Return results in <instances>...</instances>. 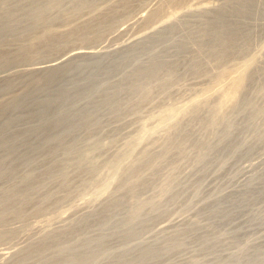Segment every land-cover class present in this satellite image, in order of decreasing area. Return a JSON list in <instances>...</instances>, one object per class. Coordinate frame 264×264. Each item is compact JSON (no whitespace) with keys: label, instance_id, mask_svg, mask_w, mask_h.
Wrapping results in <instances>:
<instances>
[{"label":"rangeland","instance_id":"obj_1","mask_svg":"<svg viewBox=\"0 0 264 264\" xmlns=\"http://www.w3.org/2000/svg\"><path fill=\"white\" fill-rule=\"evenodd\" d=\"M32 1L0 0V17L3 18L4 15H11V13L12 16L15 15L12 17L13 23L11 22L10 25H0V90H2L0 95L2 96L6 91L2 100L4 102L6 96V99H10L25 88L31 89V87L37 86L35 79H41L43 76L15 73L21 69L38 67L43 64L42 62L45 61L44 63H46L47 60L56 59L75 47L79 50L84 47V51H106L103 50L102 46L104 45L106 46L104 49H119L155 30V27H160L174 18V20L181 19V16L188 10L213 9V7L215 9L216 6L218 9L231 0H175L174 4H170L171 7L164 8L165 10L158 17V21L150 22L151 25H148L150 24L148 22L146 25L144 23L137 24L138 26L134 25L135 21L130 18H136L137 14L145 12L147 8L156 3V0H53L57 2L53 10L49 13H43V15L40 13V18L32 21L33 24L27 22L29 25H24L23 16L26 17L28 10H30L27 7H32L33 3H40L35 0ZM48 1L52 2V0ZM250 1L253 4L250 13L246 15L242 13L240 16L238 14L241 11L236 13L239 9H234L237 14V16L233 14L234 17L244 25L238 24L236 18L232 17L231 12L234 13V10H227L225 7L226 10L223 11L227 13L224 14V17L223 13L225 12H222V9L225 8L222 6V9L217 10V13L220 11L219 15L214 11V16L211 13L206 16V18H210L211 15V18L207 19L210 20V23L207 21L209 24L213 18H219L213 22L215 24L219 22L217 25L220 26L212 27L214 24L212 22V25L207 24L209 28L205 30L206 23L203 20L201 23L205 26L202 24L200 26L198 23L199 28L196 26L197 29H195L196 22L192 23L194 26L191 22L188 23L189 25L183 22L186 24L184 25L181 22L182 19L175 24V31L172 32L173 28L170 30L172 33L166 32V36L163 34L165 37L160 35L159 38L162 40L158 39L157 43L142 49L137 56L128 61L122 62L118 58L116 62L108 64V66H84L66 76L58 77L54 82L52 81L51 89L47 95L55 97L63 89L82 92L81 98H71L65 105L55 107L48 104L45 106L49 107L45 108L41 106V98L39 99L37 96L31 98L28 97L29 95L24 96V99H21L22 102L19 100L18 106L12 104L11 99L9 102H5L7 104H4L5 106L0 104L3 106H0L1 108L5 107L4 112L2 109L0 111L3 114H0V126L10 116L13 117L10 120L14 121V126L10 121L11 129L8 128V130L0 133V161H5L3 164L2 161L0 162V165L3 166V175L0 176V234L2 231L6 233L10 231L9 236L7 235L6 238L1 239L2 241L0 240V255L5 252L2 246L5 249L9 247L10 250L13 247L14 251L27 247L29 239L34 236L35 232H39L37 227L47 224L45 220L53 219L54 215H56L54 217L60 216L64 211H67L66 208L69 210L64 215L68 218L62 216L60 223L67 224L76 219L82 213L81 211L89 205L87 203L89 198L94 197L93 194L98 189L100 190V187L109 179L116 177L119 179L120 172L126 170L125 168L131 164V158H137L144 150H151L152 158L155 162L158 161V166L155 169L147 166L143 171L146 179L141 185L143 198L154 197L170 181H172V190L176 193L181 192L182 195L169 207L168 212L163 213L165 215L160 214L161 217L153 218L149 222L148 228L142 235V245L156 244L160 246L167 244L166 240L170 236H166V233L160 232V230L173 224H183L187 219L200 221L201 226L195 235L185 233L184 237L180 236L179 240L182 246L179 249L164 252L155 262L144 264H192L194 260V264L199 261H202V264H264V0ZM29 4L31 5L29 6ZM10 5H13L17 12L12 9L13 6L10 8ZM142 5L144 6L143 9H139ZM2 6L8 12L3 10ZM8 6L10 11L13 10L12 12L9 11ZM130 14L133 17L129 16ZM226 15H230L231 18L229 16L228 19ZM222 17L225 18V22H229L232 26H228V23L223 25L224 21L222 20L224 18L222 19ZM17 21L23 24H18ZM109 23L112 28L109 27ZM235 23L237 24L233 25ZM117 24L122 25V27L125 26L123 28L128 27V29L132 26L131 29L133 30H125L121 27L122 31ZM115 25L118 26V29ZM191 25L193 28L190 27ZM223 26L225 30L221 31ZM218 27L221 30H218ZM214 29L217 30L215 31L216 34ZM209 30L220 37L217 40V42L219 41L218 44L216 43L219 48L220 46L222 48L228 46L225 51L221 48L224 52L220 51L221 54L223 53L220 58H215L212 51L210 53V50H217L218 48L213 49L216 45L214 44L215 35L211 34L213 35L212 38L206 36ZM113 32L115 36L111 35L114 34ZM199 36L207 38L200 40L202 38L199 39ZM232 37L235 41L232 40ZM221 38L223 43L220 42ZM180 41L185 43H181V45ZM177 42V47L176 45L174 47L173 45ZM224 42L225 44L229 42V44L223 45ZM243 42H249V44L244 43L246 44L244 46ZM242 44L244 51L232 52V50L239 49L237 47ZM229 45L234 48L230 50ZM86 46L89 48L87 49ZM93 46H96L97 49H94ZM154 62H157L159 66L156 70V76L159 77L151 82L153 83L152 86L149 87L151 84L149 83L147 86L132 87L131 83L135 80L133 76L139 66ZM246 68L247 71L252 72L254 70L253 74L250 72L252 75L247 76L249 79L247 80V87L244 89L246 90L245 97L250 98L247 103L249 105H246V112L242 113L238 119L236 115L234 116L236 120L233 116L230 118L236 121H233L234 124L231 123L232 127L235 126L234 129L232 128L233 131L235 130L234 133L231 131L233 134L236 133L233 135L236 137H232L229 130L231 127L225 128L227 123H225L226 126H224L225 124L219 126V124V129H216H226L223 132L229 136L231 134V140L223 132H221L222 134L219 132L221 135L217 132L213 135L211 131L205 130L202 125H204L206 117L204 114L206 115V113L203 112H200L201 117L200 114H197L199 116L192 115L194 116L192 117L190 115L189 118L187 117L189 120L183 119L180 128L183 127L185 130L179 128L180 131L176 132L175 129H165L184 109L199 99L202 100L205 96L211 95L214 91H218V89L223 93L225 91L223 98L228 99L231 96V89L232 92L234 89L229 82L238 77L240 73L245 72ZM12 74L14 75L12 76ZM10 75L11 78H9ZM6 77L8 78L6 79ZM144 80L149 79H141V82L143 83ZM39 83L37 90L44 86L42 82ZM4 89L6 90L4 91ZM230 103L227 104L228 108ZM87 105L102 106L96 115L95 124L89 126L78 123L80 127L75 135H73L74 133L70 136L67 135V137L64 135L66 138L62 136L63 134H59L60 137L57 136L58 138L53 134L54 130L51 129L50 122L54 123L56 119L62 118L66 114H68L67 116L76 115L80 109H87ZM39 108L40 111L35 112ZM69 108H73L72 112H69ZM59 110L61 115L64 114L63 116L59 114ZM248 111L250 116L246 119L245 113ZM14 117L15 120L17 117L20 118L19 120L21 118L23 120L17 119L16 124ZM178 135L180 136L178 137ZM215 135H219V137ZM140 136L141 139H139ZM213 136L215 137L213 138ZM128 141L131 142V145ZM233 142H236L235 147L231 146ZM205 144L206 149H204L205 146L200 147ZM89 150H93L92 156L99 163H114L112 167L105 168L103 173L94 181H92L93 175L87 166L78 167L74 164L79 154ZM201 155L203 159L199 160ZM29 157L35 162L30 166H21V158L23 160V158ZM17 159L19 160L17 161ZM11 160H13L12 163ZM63 163H71L65 174L59 172V167ZM10 167H12L11 170ZM26 173L31 178L29 183L30 200L7 197L8 187ZM247 188L249 190H246ZM236 189L246 192L242 197L239 196V192L236 194L237 196L234 194L235 196L224 198L221 201L223 203L220 202L221 204L217 208L214 207L215 204H210L212 206L205 208L204 211L197 210L195 212L197 216L193 214L192 218L187 217L183 212L188 202L186 200L192 198L191 194L194 191L198 194L193 197L190 205L192 203L193 206H200L204 201L210 203L208 200H216L217 196ZM85 196L89 197L86 198ZM84 197L88 200L86 201ZM105 199L106 195L99 201ZM75 205L84 208L74 209L75 207L72 206ZM68 206H71L74 211ZM211 207H214L213 211ZM215 208L221 209L220 212L224 209L223 212L225 211V213L218 212L216 214L218 210L215 211ZM201 211L206 212L207 215ZM74 212L76 213L74 214ZM122 212L126 215L125 211ZM122 212H120L121 215H123ZM228 214L232 215L229 216ZM194 216L197 217V220ZM37 222L39 225L36 224ZM213 222H215L214 225ZM53 223L52 221L51 228ZM55 224L57 225L56 222ZM98 226V222L97 226L89 224L80 237L93 236L97 233L96 227ZM187 226L186 224L181 229H186ZM171 230L167 232H171ZM119 233L121 232H118V236L115 234L116 237L112 235L108 239L110 244L108 242L107 244L112 249L115 248L116 241L120 238ZM217 237L221 241L216 248L213 250L207 247L211 243L214 244ZM39 245L41 246V244ZM38 247L37 250L35 248L30 264L40 261L39 264H41L44 257L48 255V252L38 250ZM13 249L12 252L7 249L6 255L9 252L13 253ZM138 250L139 247L133 249L132 252L136 254ZM232 255L234 257L228 261ZM0 264H14L12 255L3 259Z\"/></svg>","mask_w":264,"mask_h":264},{"label":"bare ground","instance_id":"obj_2","mask_svg":"<svg viewBox=\"0 0 264 264\" xmlns=\"http://www.w3.org/2000/svg\"><path fill=\"white\" fill-rule=\"evenodd\" d=\"M35 1L40 2V3H35V4L33 3L32 7H27L28 5L24 4V3H27V2L23 3L24 5H27L26 7L28 9L30 8V10H28V12H27L28 15H26V17L24 15L23 16L24 17L23 20L21 18L22 22L25 23L24 25L28 24L29 22H31V24H33L32 21L34 22L35 20H38L40 18V16H39L40 13H41V15H43V13H45V12L49 13L57 5V2H54L53 0H52V2L48 1V0H35ZM174 1L175 0H156V3L153 4L151 7L147 8L145 6L147 8V10L145 12L143 11V13L140 12L141 14L140 13L137 14L136 18H134L133 15H132L135 12L130 14L129 16L133 17V18H130V19H133V21H135L134 25L135 24L136 25L137 24H143V23H144V25H146L147 22L148 23H150V22L152 23V21H154V20L158 21V17H160L162 12H164V10H165L164 8L165 7H168V8L171 7L170 4L171 5L174 4ZM9 2H12V1H9ZM13 2H16V1H13ZM250 2H251L250 0H234V1L231 0V1L227 2V3H225L222 6L224 8L226 7L227 10L231 9V11H233L235 8H237V10L238 9L239 10L238 11L236 10L237 11L236 13L241 11L238 15H240L242 13L244 15H246V14L250 13L252 5H253ZM3 4H4V2H3ZM13 4L15 6V3H13ZM16 5H18V4H16ZM30 5L31 4H29V6ZM11 6H13V5H10V8H11ZM139 6H140V3H139ZM222 6H220L219 8H221ZM3 7L4 6H2V8ZM13 7H12V9H14L16 11L15 7L14 8ZM142 7H144V6L142 5L140 8L139 7L138 8L139 9H143ZM216 7H218V6H216ZM216 7H215V9L213 7V9H208V8L202 9L201 8V9H198V10H188V11H186L184 13V15L181 16L182 17L181 19L174 20L175 19L174 18V19L164 23L160 27H157V28L155 27V30L150 31L149 33H147L143 37H140L139 39H137V40L129 43L125 47H122V48H119V49H115V50L104 49V47H106L104 45L102 47H103V50H106V51H101V50L100 51L99 50H97V51L96 50L95 51L94 50L93 51H87V50L84 51V49H83L84 47L83 48L81 47L83 50L82 49L79 50V49H77L75 47L74 49L72 48V49L66 51L65 53L61 54V56H59L56 59L53 58V60L52 59L50 61L47 60L46 63H44L45 61L42 62L43 64L39 65V66L37 65L38 67H34V68L31 67V68L21 69L18 72H15V73H18V75H20V74L21 75L22 74L23 75L24 74H28V75L37 74L39 76L40 75H43V76L41 77V79H38V80H37V78L35 79V83L37 84V86H35L33 88L31 87V89H28V88L26 89L25 88L23 91H21L20 93L16 94L13 98H10L11 99V103L14 104V105L16 104L18 106L17 102L19 100L22 102L21 99H24V96L27 97V95H29L28 97H31V98H32V96L33 97L37 96V98L39 97V99L41 98V106H44L45 108L49 107V106H45V105H48V104H51V106L53 105L55 107H57L58 105H65L66 103H68V101L71 98H75V99L79 98L82 95L81 94L82 92L73 91V90H70V89H63L55 97H53V96H51L49 94H48L49 95L48 96L47 92L51 89L50 87H51L52 81L54 82V80L57 79L58 77L66 76V75L70 74L72 71L79 70L80 68H82L84 66H87V67H90V66L97 67V66H102V65L108 66V64L116 62V59H118V58L122 62L124 60L128 61L130 58L137 56L138 52H140L142 49H145V48L150 47V46L154 45L155 43H157L158 39L162 40L159 37L164 36V35L166 36V34L168 32L172 33L173 31H175V27H176L175 24H177V22H180L182 19L183 20L181 22L182 23L184 22L186 24H188V23L190 24V22H191V24L193 22L194 23L196 22L197 24L195 26L192 24L195 29H197L196 26H198V28H199L198 23L200 24V26H201V24L203 26H205L203 23H201L204 20V23H206V27H204V28L206 30L207 28H209V26L207 24L210 23V20L208 21L207 19H210L211 15H210V18H206V16L208 14H210V13L213 14L214 11H216L214 13H217V10L219 8L217 9ZM10 8L8 6L9 11H10ZM210 8H212V7H210ZM226 8L225 9L221 8L222 12H225V13H223V15L227 13L226 11H223V10H226ZM3 10L8 12L7 9L3 8ZM0 11H1V8H0ZM12 11H10V12H12ZM229 11H228V13H229ZM138 12H139V10L137 11V13ZM219 12L220 11H218V13ZM19 13H20V11H19ZM24 13L26 14V12H23V14ZM231 13H232V15L235 14V16H237V14L235 13V10H234V13L233 12H231ZM220 14L222 15V13H220ZM214 15L215 14H213V16ZM230 15H228V16L226 15L228 17V19H229ZM13 16H15V15H13ZM13 16H12V13H11V15L10 14H8L7 16L4 15L3 18L0 17V25H10V23L13 21L12 20ZM231 16H230V18H231ZM18 17H20V16H18ZM219 17H221V16H219ZM224 17H225V15H224ZM224 17H222V19ZM232 17H234V15ZM234 18H236V17H234ZM159 19H161V18H159ZM216 19H219V18H216ZM216 19L213 18V20H216ZM228 19H226V20H228ZM15 20H16V18H15ZM213 20H212V22H213ZM224 20H225V18L222 21H224ZM230 20L232 21V19H230ZM236 20H237L236 22L238 24H240V25L243 24L244 25V23H242V24L239 23L238 22L239 20L237 18H236ZM212 22L209 25H212ZM221 22H220V24H221ZM233 22H235V20ZM17 23L18 24H23V23H20V21L19 22L17 21ZM36 23H37V21H36ZM123 23L125 24L124 21H123ZM123 23H121V24L123 25ZM151 23L148 24V25H151ZM153 23L155 24L156 22H153ZM226 23H228V26H232L229 22H225V21L223 22V25H227ZM237 23H235L233 25H236ZM186 24H184V25H186ZM214 24L212 25V27L213 26L214 27L215 26H220V25H217V24H219V22L217 24H215V25ZM109 25H110L109 27L112 28L110 23H109ZM117 25L120 27L121 30H122L123 27H125V26L122 27V25H120V24H117ZM192 25L190 27H192ZM118 26H116L117 29H118ZM137 26H135V27L137 28ZM141 26H143V25H141ZM141 26H139V27H141ZM221 26H222V24H221ZM113 28H115V27H113ZM131 28H132V26H131ZM131 28L128 29V27H126V28H123V29H125V30L126 29L133 30ZM153 28H154V26H153ZM117 29L115 28V30H117ZM212 29L213 28H211V30ZM216 29H217V27H216ZM223 29H224V26L222 27V30H221V28L219 29V27H218V30L223 31ZM115 30H114V32H116ZM170 30H172V32H170ZM211 30H209L207 35L205 34L206 31L204 32V34L207 37H211V36H213V35H215L217 33V32H215L217 30L214 29L215 34L211 33L213 31V30L212 31ZM239 30H241V29H239ZM224 32H226V31H224ZM236 32L239 33L238 31H236ZM108 33H110V32H108ZM120 33L123 34V32H120ZM118 34H119V32H118ZM208 34H210V35L208 36ZM211 34H213V35H211ZM111 35L115 36V33L111 34ZM116 35H117V32H116ZM221 35H222V33H221ZM221 35H218V36H221ZM118 36H120V35H118ZM207 37H205V36L204 37L203 36L200 37L199 36V39L202 38L200 40H203V39H205ZM230 37H231V35H230ZM218 38H220V37H217V35H215V37H214L215 43L214 44H216V43L218 44V42H219V41L217 42ZM232 38H233L232 40H234V37H232ZM221 41H222V38H221L220 42ZM179 43L181 44V43H185V42H183V41L181 42L180 41ZM222 43H223V41H222ZM239 43H241V41ZM244 43H248L249 44V42H243V44ZM100 44H102V43H100ZM177 44H178V42L176 44H174L173 46L175 47V45H176V47H177ZM211 44H213V43H211ZM217 44L215 45V47H213V49H215V48L216 49L218 48V49L217 50H210V53L212 51V54L215 56V58H220L221 55L223 54V53L221 54L220 51H223V50H221L222 46H220V48H219L217 46ZM220 44L221 43H219V45ZM226 44H227V42H226ZM226 44L224 42L223 45H226ZM228 44H229V42H228ZM243 44L241 46L239 45L240 47H237L239 49H236V47H235L236 51L232 50L234 48V47L233 48L231 47L232 44L229 45L230 46L229 48H231L230 50H232V52H237V50L239 51V50H243L244 49ZM245 45L246 44H244V46ZM232 46H234V45H232ZM86 47H87V49L89 48V46H86ZM227 47H223L222 49H224V51H225L226 49H228ZM241 47H243V48L241 49ZM95 48H96V46L94 47V49ZM169 48H170V46H169ZM181 48H182V46H181ZM211 49H212V47H211ZM89 50H92V49H89ZM107 50H109V51H107ZM213 55H211V56L213 57ZM158 67L159 66L157 65V62L140 65L138 70H137V72H136V74L133 76V78L135 80L131 83V86L135 87V88L136 87H141L142 85L147 86L149 83L155 81L154 79L159 77V76L158 77L156 76V70L158 69ZM249 68H250V66H249ZM254 69H256V68H254ZM244 71L245 72L240 73V75L238 77L233 78L229 82V84H231L234 87V89H233V92H232V89H231V91H230L231 96L228 99L223 98V95H224L225 91L223 93L222 91H220V89H218V91H214V93H212L213 95L211 94L209 96H205L206 98L204 97V99H202V100L199 99L198 101L193 103L191 106H189L188 108L184 109V111L182 113H180L170 125L166 126L165 129H168V130L169 129H172V130L175 129V131L178 132V131H180V129L182 130V128H183V127L180 128V123H181V121L183 119H185V118L187 119V117L189 118L190 115L192 116V115L200 114V112L206 113V115L204 114V116H206V117H205V122L203 121L204 122V125H202L203 128L205 130H207V131H211V133H213V135L216 134V132L218 134L219 132L221 133L224 130L226 131V129L217 130V129H219V127H218L219 124H220L219 126H221V125H224L225 123H227V127H225V128L228 129L229 127H231L229 129L230 131L232 130V128L234 129L235 126L232 127L231 123H233V121L236 120V117L238 119V117L242 113L246 112L245 111L246 107L249 105L247 103H248V100L250 98L247 99L245 97L246 96L245 95L246 94V90H244V89H246L247 80L249 79L247 76L252 75L254 70L251 72L249 70L247 71V68H246V70H244ZM248 73H250V74H248ZM13 75L14 74H12V76ZM15 75H17V74H15ZM8 77H6V79ZM9 78H11V75H10ZM38 78H40V77H38ZM145 78H148L149 80H144L143 81L144 84H143L141 82V79H145ZM94 81L96 82V80H94ZM39 82H42V84L44 86L40 87L37 90L38 85L40 84ZM32 84H34V83H32ZM36 84H34V85H36ZM152 84L153 83H151L149 87H151ZM155 84H157V82H155ZM227 84H228V82H227ZM228 86H230V85H228ZM228 86H227V88H229ZM232 86H231V88H233ZM226 89H224V90H226ZM5 90L6 89H4V91ZM1 91L2 90H0V93H1ZM4 91H3V93H4ZM5 93H6V91H5ZM45 93H46V96H45ZM4 94L2 96L0 95L2 97V98L0 97L1 98L0 99L1 100L0 104H2L3 106L7 105L6 103L9 102V100H10V99H6V97H7L6 96V97H4V100H5L6 103L4 101H2L3 100V96H5ZM228 103L231 104L229 108L227 107ZM243 103H245V105H243ZM2 105H0V106H2ZM87 107H86L87 109H80V111H78L77 114L73 115V116H67L68 114L63 116L64 114L61 115L60 114V110H59V114L61 116H63V117L56 119L54 123L50 122L51 124L48 121L49 125L52 126L51 129L54 130L53 134H55L56 137L57 136L60 137V135H62V134H63L62 136L66 135V137H67V135L70 136L73 133H74L73 135H75L77 129L80 127V124L81 125L82 124H85V125L88 124L89 126H92L93 124H95V122L97 120L96 119V115H97L98 111L102 108V106L99 107L98 105L97 106L87 105ZM4 108L0 107V111L2 109V112H4V110H3ZM72 109L73 108H69V112H72ZM41 110H43V109H41ZM38 111H40V108H39V110H37L35 112H38ZM43 113H44V111H43ZM0 114L3 115L1 112H0ZM245 114H246L245 117L247 119V117L250 116V113L248 111ZM38 115H39V113H38ZM43 115H45V114H43ZM201 115L202 114H200V117H201ZM235 115H236V117L234 118ZM40 116H41V114H40ZM197 116H199V115H197ZM232 116H233L234 120L230 119V118H232ZM41 117H43V116H41ZM192 117H194V116H192ZM10 118H13V117L10 116L9 119L6 118L5 122L0 126V133L5 131L6 129L8 130V128L11 129V127L14 126V124H13L14 121L13 120L11 121ZM17 119L19 120L20 118L17 117L16 120H15V117H14L15 123H16V121H18ZM22 120H23V118H21V120H19V121H22ZM41 120H43V119L41 118ZM187 120H189V119H187ZM197 120H198V117H197ZM200 121L202 122L201 118H200ZM223 121H224V123H223ZM227 121H229L230 123H228ZM43 122H45V121H43ZM234 122H236V121H234ZM10 123L13 124V125L9 126ZM78 123H80V124H78ZM229 124H231V126H229ZM188 125H189V121H188ZM224 126H226V124ZM186 127H187V125H186ZM232 131H231L232 137H236V136H233V135H236V133L233 134L235 130L233 131V133H232ZM220 133H219V135L222 134V133L221 134ZM182 134H180L181 137H182ZM223 134H225V133L223 132ZM231 134H230V136L227 133L225 135L227 137H229V139L231 140ZM180 135H178V137ZM186 135H188V134H186ZM186 135H184V137ZM219 135L218 136L215 135V136L219 137ZM215 136H213V138ZM223 136H220V138L221 137L223 138ZM138 137L139 136L137 135V138ZM137 138H135V139L137 140ZM141 138L142 137L140 136L139 139H141ZM186 139H188L187 136H186ZM133 141H134V139L131 142L133 143ZM233 141H235V140H233ZM131 142H129L130 143L129 145H131ZM235 143L234 142L231 143V146L235 147L236 146V145L234 146ZM125 145H128V144H125ZM203 146H205L204 149H206V144L205 145H201L200 147L202 148ZM92 152H93V150L92 151L89 150V151H86V152H84L82 154H79L77 156L76 161L74 162V164L77 165L78 167L87 166L88 170L93 175L92 181H94L103 173L105 168L112 167L114 165V163L113 162H107L105 164H101V163H99L98 161H96L94 159V157L92 156ZM202 159L203 158H202V155H201L199 157V160H202ZM18 160L19 159H17V161ZM12 161L13 160H11V163H12ZM20 161H22V165L21 166H23V165L24 166H30V165H32L35 162V161H33V159L31 157L26 158V159L23 158V160L21 158ZM4 162L5 161L3 160L1 163L3 164ZM14 164H15V162H14ZM19 164H21V163H19ZM8 166H9V163H8ZM70 166H71V163H69V164L63 163V164H61L60 167H59V172L61 174H65ZM147 166H151L150 168H153V169H155L158 166V161L155 162L153 160V158H152L151 150H144L143 152L140 153V155L137 158H131V164L128 167L125 168L126 170H122V172H120L119 179H118V177L113 178V179H109L102 187H100V190L99 189L97 191L95 190L96 193H94V194H93V192L90 193L91 195L93 194L94 197H92L93 199L89 198V201L87 202L89 205L86 204L87 205L86 208H84L82 205H81L82 207L78 206L80 204H78L77 206L76 205L72 206L73 208L75 207L74 209H76V208L77 209L78 208H81V209L84 208V210L81 211L82 213H80V215L76 219L71 221L70 223H67V224L60 223L61 222L60 220L63 218L62 216H66V215H64V213L66 214V212L69 210L68 208H66L67 211L63 210L64 211L63 214L60 215L59 212H58V214L60 215V216L57 215L58 217H54L56 215L53 216V215L50 214L51 216H53V219L50 218V219L45 220L47 222V224H44V225L40 224L41 226H39V227H37V225H35L38 228L39 232L38 233L35 232L37 235L35 236V233H34V236H32V238L29 239V244H28L27 247H24L23 249L21 248L20 250H15V251H14V249L12 247V249L14 251L13 253H11L12 249L10 250V248L8 247L7 249H9L11 252H9L10 253L9 254L8 251H7L8 254L6 255V250L7 249H5L4 246H2V248L5 250V252L3 251L4 253H2V255H0V262L3 259H5L6 257L12 255L14 264H30L31 263L30 261L33 258L34 253H35V248L37 250V246H39L38 250L48 252V255H46V257H44V259L42 260L43 263H41V264H144V263H153V262H155L156 260H158L160 258V256L164 252H171V251H174L176 249H179L182 246V243L179 240L180 236L184 237L185 233H190L191 235H195V233L198 231V229H200V226H201L200 225V221L196 222L195 220L187 219L186 222H184L183 224H178L177 223V224H173L171 226L165 227L164 229H161L160 232H165L166 236H170L168 238V240H166L167 244H165V245H160V246L156 245V244L142 245V240H143L142 239V235H143V232L148 228L149 222L152 221L153 218L157 219V217L160 214L165 215L163 213H165L166 211L168 212V209H170L169 207L171 205H173L175 203V201L178 200L181 197V195H182L181 192L176 193L175 191L172 190V188H171V182L172 181H170L169 183L165 184L158 191L157 195H155L154 197L150 196V198L149 197L143 198V196L141 194L143 192V189L141 188V185H143V180H146L145 177H144L143 171H144L145 167H147ZM2 167L3 166L0 165V176L3 175V168ZM9 169L11 170L12 167H10ZM30 179H31L30 175H28L27 173L24 174L18 181H16L14 184H12L11 186L8 187L7 191L9 193H8L7 197L11 196L12 199L14 197H17V199H22V200H26V201L30 200V194H29ZM248 188L246 190H249ZM244 192H246V191H240L239 189L232 190V192L231 191L228 192V193L225 192L226 194L224 193V194L219 195V197L217 196L215 198L216 200H213V201L211 200L212 202L210 200H208L210 203H208L207 201H204V203L202 202L203 204L202 205L200 204V206H198V205L193 206L194 204L191 203V205H190V202L192 201L193 197L197 196V194H198V192L194 191L191 194L192 198L190 200H186L188 202H187L186 206L184 207L183 212L185 213V215H187V217L192 218L193 214L196 215L195 212L197 210L198 211H200V210L204 211L205 208H207L209 206H212L210 204H215L214 207L217 208V207H219V205L221 203H223L221 201L224 198H229L231 196H235L238 193H239V196L242 197ZM90 194H89V196H90ZM105 195H106V199L103 200V201H99ZM89 196H87V197L85 196V197L88 198ZM85 197H84V199H86ZM87 200L88 199H86V201ZM84 202H85V200H84ZM216 205H218V206H216ZM68 207L71 208V206H68ZM196 207H197V209H195ZM213 208H212V211L214 210ZM216 208H215V211L218 210ZM74 209H72V210L74 211ZM81 209H79V210H81ZM194 209H195V211H194ZM72 210H71V212H72ZM208 210H209V208H208ZM220 210L216 211L217 212L216 214H218V212H220ZM223 210L224 209H222L221 212L224 214L225 211L223 212ZM122 211H125L126 215ZM203 211H201V212L202 213H206V212H203ZM76 212H74V214ZM120 212H122L123 215H121ZM201 212H200V215H201ZM77 213H79V212H77ZM205 215H207V213ZM230 215H232V214H230ZM196 216H194V217L197 220ZM199 216H198V218H200ZM159 217H161V216H159ZM54 220H56V221H54ZM43 221H44V218H43ZM52 221L54 222L53 225L55 224V222L57 223V225L55 224L56 225L55 227L52 225V228H51V222ZM192 221H194V222H192ZM95 222H96V224H94ZM97 222H98L99 226L96 227L97 228V233L96 234H94L93 236H90V237H80L86 231L85 228H87V226L89 224L97 226ZM215 222H213V225H214ZM36 224H38V222ZM186 224L188 225L187 228L186 229H181ZM254 224H256V223H254ZM170 229H172L171 232H167ZM118 232H121V233H119L120 238L117 239L115 248L112 249L107 244V242L109 243V241H110L108 239H110L109 237L110 236L112 237V235H114V237L118 236L117 235ZM9 233H10V231L8 233L2 231V234H0V240L1 239L3 240L4 238H6ZM115 234H116V236H115ZM113 240H114V238H113ZM220 241H221V239L219 237H217V239L214 241V244L211 243V244L207 245V247H209V248L214 250V248H216L217 244ZM15 244H17V243H15ZM39 244H41V246ZM2 245H4V244H2ZM138 247H139L138 252H136V254H134L132 252L133 249L135 250ZM233 257H234V255H232L228 259V261L232 260ZM40 262H38V263L35 262V263L39 264ZM194 262H195V260H194ZM194 262L192 261V264H194ZM35 263H32V264H35ZM197 264H202V261H199Z\"/></svg>","mask_w":264,"mask_h":264}]
</instances>
